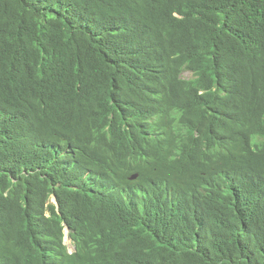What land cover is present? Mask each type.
Instances as JSON below:
<instances>
[{
  "label": "trees",
  "instance_id": "16d2710c",
  "mask_svg": "<svg viewBox=\"0 0 264 264\" xmlns=\"http://www.w3.org/2000/svg\"><path fill=\"white\" fill-rule=\"evenodd\" d=\"M0 264H264V0H0Z\"/></svg>",
  "mask_w": 264,
  "mask_h": 264
},
{
  "label": "clouds",
  "instance_id": "9594fccd",
  "mask_svg": "<svg viewBox=\"0 0 264 264\" xmlns=\"http://www.w3.org/2000/svg\"><path fill=\"white\" fill-rule=\"evenodd\" d=\"M51 203L55 204L57 206V208H58V205H57V202H56V199H55L54 196L51 198ZM68 234H69V229L66 227L65 230H64V244H65V240H70Z\"/></svg>",
  "mask_w": 264,
  "mask_h": 264
},
{
  "label": "rangeland",
  "instance_id": "374dc122",
  "mask_svg": "<svg viewBox=\"0 0 264 264\" xmlns=\"http://www.w3.org/2000/svg\"><path fill=\"white\" fill-rule=\"evenodd\" d=\"M189 76H190V74L188 72H184L183 73V77L188 78ZM65 244L67 245V247L69 249V252H72L73 251V246L71 244V241L70 240H65Z\"/></svg>",
  "mask_w": 264,
  "mask_h": 264
}]
</instances>
